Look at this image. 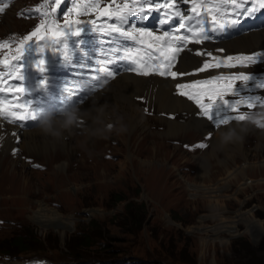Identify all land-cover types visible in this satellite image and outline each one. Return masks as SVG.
Instances as JSON below:
<instances>
[{"label":"rangeland","instance_id":"374dc122","mask_svg":"<svg viewBox=\"0 0 264 264\" xmlns=\"http://www.w3.org/2000/svg\"><path fill=\"white\" fill-rule=\"evenodd\" d=\"M42 1L27 0L33 12L40 9L37 13L43 12ZM48 4L50 11L54 0H48ZM10 7L3 13L2 21L0 19V34L14 30L26 20L25 16H13ZM262 29L264 27L251 32ZM205 61L215 62L209 58ZM205 61L196 68L201 67ZM196 68L179 70L190 73L180 83L188 78L200 77L203 72H196ZM0 69H4L2 64ZM108 83L110 80L101 84L105 87ZM174 88L170 92L177 96L176 87ZM100 93L105 95L103 91ZM85 96L89 98L92 94L86 92L83 97L76 98L77 101H82L78 105L86 101ZM133 98L142 110L143 97L134 95ZM147 108L149 114L145 115L153 121L148 125L149 130H145L148 132L144 131L142 135L137 131L128 134L121 122H112L113 130L107 132L106 136L100 135L99 153L95 154L92 144L86 137H82L84 141L77 143L81 147L72 150L73 159L68 162L65 160L66 153H62L58 147L36 151L18 145L21 131L37 126L24 127L16 134L19 139L15 140L12 147L18 153L16 156L11 155L15 162L0 152V240L7 237L4 230L10 229L16 235L27 227L34 230L37 239L44 245L31 252L12 251L13 258L39 255L62 262L61 259L70 256L65 253L66 242H71L72 237L83 229L98 244L108 243V248H111L105 249L104 253L116 252L117 256L129 260L139 258L148 263L158 261L160 264H178V260L189 264H237L262 260L264 166L257 170L249 169L243 178L235 173L224 172L219 162L226 160L230 164L234 161L242 166L247 162H264V142L255 136V132L262 130L256 131L252 126L254 130L249 135H243L242 141L238 142L241 150L248 155L247 161L240 157L244 153L228 157L229 149L214 148L217 141V131L214 130L208 129L203 135L180 130L178 134L163 136L161 132L168 128L164 124V120L169 119L168 112L159 110L156 105ZM182 116H185L183 112L178 115L179 120H182ZM82 120L80 117L79 122ZM103 125L105 123H101L100 127ZM76 134L83 135L80 129ZM209 135L211 139H208L205 149H200L195 144L184 147L181 145L182 142L203 140ZM102 141H107V144ZM231 147L233 148V144ZM154 150L158 152L157 156L153 154L156 157L152 158L154 162L141 164L142 159H148L152 156L148 154ZM104 152L109 153L110 158L104 157ZM59 153L61 159L66 161L63 172L54 166ZM22 155L30 156L44 168H31ZM129 156L130 162L126 158ZM149 161L151 162V158ZM207 163L208 169L204 170ZM72 164L74 168H71ZM141 165L146 166L142 169ZM206 178L212 183L207 182ZM245 185L248 186L244 187ZM211 187L217 190L211 192ZM118 197L122 200H116ZM208 198L213 202L217 200L216 206ZM127 200L136 203L141 201L145 208L143 222L134 233L127 231L128 220L124 212L128 211L123 204ZM88 221H96L92 222L96 227H86L84 224ZM247 223H259L261 226L247 232ZM220 227H223V231L218 229ZM95 250L68 251L79 258L81 255L86 256L87 259ZM168 250L173 254H167Z\"/></svg>","mask_w":264,"mask_h":264},{"label":"snow or ice","instance_id":"6c2138e0","mask_svg":"<svg viewBox=\"0 0 264 264\" xmlns=\"http://www.w3.org/2000/svg\"><path fill=\"white\" fill-rule=\"evenodd\" d=\"M47 3L48 0H45V5ZM61 3L62 0H54L50 11L45 10L41 13L44 18L32 32L19 40L16 55L9 57V54L5 53L4 58L0 59V64L4 66V69H0V117L9 123L33 122L31 126H37L41 110L51 111L56 115L62 114L75 104L82 102L78 100L72 103L73 97H78L81 92H90L102 79L107 82L106 78H112L117 61H130V64L123 65V67L127 71L145 76L149 73H156L175 80L177 77L190 75V73L173 70L179 54L189 43L201 44L206 40H211L213 39L212 33L225 32L231 27L240 25L241 17L255 18V14L264 10V0H182L183 4L190 5V8L183 11L177 5L176 0H165L163 9L166 12V18L160 21L161 27L173 18L177 19V26H174L171 31L164 30L161 34H157L155 31H148L130 24L128 20L132 14L145 12V6H148L147 11H152L153 5L159 9L161 5L157 3V0H130V2L125 0L123 3L111 0L110 4L103 7L100 5V0H79V2L73 0V6L68 10V15H65L63 24L59 23L54 15L57 12V6ZM3 11L4 8H0V12ZM36 11L40 12V9ZM93 11L98 12L99 17H105L111 22L97 26L95 20L82 21L71 18L72 14L79 17L82 13L87 14ZM89 24L93 26L91 29L93 33L118 34L108 43L124 38L135 42L140 47L120 45L122 51L113 48L109 52H103V58H97L95 61L92 59L96 55L95 49L84 51L82 56L77 54L75 58L70 57V45L71 50L75 52L77 44V41L71 38L82 37L83 33L89 31ZM80 43H83L82 39ZM8 44V41H0V47H8ZM45 49H50V54L58 62L60 56H63L66 64L75 63L81 69H88V72H82L80 77L73 81L72 87L67 86L68 81L62 82L65 87L59 88L58 97L61 106L55 111L38 106V102L31 99L33 92L48 91L51 81L50 76L47 75L46 64L49 61L45 57L36 60L35 67L40 75H37L34 80L28 79L26 66L23 64L28 51L43 53ZM217 51L222 52L224 49H217ZM204 54L200 51L196 52L197 56ZM206 55L213 60L219 59L213 57L211 52ZM262 57H264V52L260 51L247 55H228L223 58V63L227 67L243 63L254 64ZM15 62H20V65L17 67ZM219 67H221L220 63L205 61L195 71L204 72L206 69ZM89 72L91 75L88 74ZM13 80L16 82L10 83ZM236 81L244 83L238 88ZM249 81H252L256 88H264V77L258 78L245 73L213 76L210 80H195L192 83H176L175 87L178 95L186 96L188 100L195 102L199 108V115L219 127L228 125L230 121H245L247 114L239 112L241 105H246L249 109L257 104L264 106V97L241 95L242 91L249 89ZM4 94H10V98ZM229 95L238 98H226ZM86 98L85 96L84 99ZM21 100L23 103L20 102ZM230 112L238 114L232 115ZM21 126L28 125L22 124ZM208 139H211V135ZM196 147L205 149L207 144L200 142Z\"/></svg>","mask_w":264,"mask_h":264},{"label":"bare ground","instance_id":"6f19581e","mask_svg":"<svg viewBox=\"0 0 264 264\" xmlns=\"http://www.w3.org/2000/svg\"><path fill=\"white\" fill-rule=\"evenodd\" d=\"M5 15L6 13L4 14V16ZM1 21H2V18H1ZM109 41H112V40H109ZM106 43L107 42H104V40H100L99 47H97L96 49V55L103 57L102 56L103 52H109L111 49L115 48V47H110L109 49H107L105 46ZM95 45H97V42H95ZM219 45L226 47V50H229V51H237V50L250 51L251 49L262 47L264 46V29L260 31H255L253 33L251 32L249 34L247 33L241 34L240 36L231 38L227 41L220 43ZM206 58H207L206 56L200 57V55L197 56L196 53L193 54L191 52V54H189L188 52L183 51L179 59L180 64L178 63L175 71H178V69L179 70H186V69L189 70V68L191 69L196 68L200 63L205 61ZM129 73L130 72H122L118 74L120 76L116 75L114 78L110 80V83H108L105 87L103 86L104 87V88L102 87L103 89L101 88L102 90L99 89L91 97L87 98L86 101L79 104L77 107L80 109V117L83 120L82 122H79L80 125L73 127L71 131H64L61 136L53 137V136H48V135L43 134L42 132H40L38 127L31 128V129H23L20 133L22 136L18 142V145L19 146L24 145L26 148H30L31 150H36V151H39V149L53 150L54 148L58 147L59 150H62V153L64 154L66 153L65 160L68 162L73 159L72 150L74 149L76 150L77 148L81 147V144L77 145V143L84 141L82 137H86L87 140L92 144L93 152L95 154L99 153L100 147H101V144H99L101 142V137L100 135H93L91 134V132L95 128L100 127L101 123H106V122L116 123L118 121V122H121V124L126 128V131L128 132V134H131L132 132L137 131V132H141V135H142V133L145 130H147L146 129L147 120L144 119L143 114L141 113L140 107L138 106L139 104L135 102V99L133 98L134 95H141L143 97L144 103H142V105L143 104L147 106L156 105L159 108V110H162L164 112H176V115H174L173 118L164 120V124L168 128L166 131L161 132L163 136H171V135L178 134L180 130H185V132L193 131V132L202 134L203 132L209 129L211 131L212 130L217 131L215 133V136L217 137V134L219 131H224L229 127H237L238 125H242L245 123L244 121H237V122L230 121L229 122L230 125L228 126L223 125V126L217 127L216 129H211L209 124L206 122V120H204V118H202L199 115V113L193 108V106L191 105L189 101H186L185 99L181 97H178V95L176 96V94L174 93L171 94L170 90L171 91L175 90L174 88L175 83L177 82V80L181 79L182 76L177 77L174 80L171 77L161 78V77H158L156 74L154 75L150 74L147 76L145 75L136 76L134 74H129ZM102 91L105 92L104 93L105 95H101L100 92ZM182 112L185 113V116H182L184 119L182 118V120H179L180 119L179 117L181 116L178 117V115H181ZM81 125L83 127L81 128L78 127ZM155 125H157V123H155ZM151 126H154V125H151ZM79 129H80V132H82L83 134L82 136L76 134V132ZM253 130L254 129H252V126L251 127L249 126V130L244 135H249ZM145 132H148V131H145ZM104 134L106 136L107 132ZM255 136L257 139L261 140L262 143L264 142V130L255 132ZM97 137H100V138H97ZM5 142L7 146L11 145V138L9 136H6ZM216 143L214 145V148H217ZM262 143L260 142V144ZM260 144H258L259 147H261ZM226 149H229L228 157L235 156L237 154L241 155L244 153L241 150L240 145L238 143L233 144V148L231 147V144H230L227 147L223 148L222 150H226ZM129 150L131 151L130 148ZM255 153L257 154L258 151H255ZM153 154L154 156H157L158 155L157 150H154V152H152L151 154H148L152 156L148 157V159L143 158L142 159L143 161L141 160L142 162L140 163L141 164L152 163L153 161L152 158L154 157ZM60 155L61 154L59 153L58 156L55 158L56 165L54 163V166L57 168L58 171L62 170L63 172V168L65 165L64 162L66 161H63ZM240 157H242L244 160L245 159L247 161L249 160L248 155L246 153H244V155ZM126 158L128 159L129 162L131 161L130 156ZM150 158H151V162L149 161ZM219 162L224 172H227L228 174L235 173L239 176H242L243 178H245V174H248L249 169L257 170L261 166L262 167L264 166V162H259V163L258 162H255V163L247 162L246 165H243V166L240 163H236L234 161L230 164L226 160H220ZM208 163L207 165L206 164L204 165L203 167L204 170L205 168L208 169L207 168ZM141 166L140 168L144 169L146 165H143L142 167ZM253 166L256 168L254 169ZM72 167L74 168L73 164L71 168ZM148 174L150 175V171H148ZM206 180L207 182H209V179L206 178ZM209 183H212V182H209ZM147 185L149 184L147 183ZM246 186L248 185H245L244 187ZM213 187H211L212 189L211 192L213 191L215 192L217 190V189H214ZM210 199L211 198H208L209 201H212V203H214L213 206H216L217 200L213 202V200L212 199L210 200ZM247 224H248L247 232L255 230L256 228L261 226L259 223L258 224L247 223ZM222 228L223 227H220L218 229L220 231H223Z\"/></svg>","mask_w":264,"mask_h":264},{"label":"trees","instance_id":"16d2710c","mask_svg":"<svg viewBox=\"0 0 264 264\" xmlns=\"http://www.w3.org/2000/svg\"><path fill=\"white\" fill-rule=\"evenodd\" d=\"M116 200H122L118 197ZM125 210L128 212H124L125 218L128 220L126 223L128 225L129 232L134 233L136 229H139L141 226L144 216H145V208L143 202H134L131 200H127L124 203ZM92 222L96 221H88L84 225L86 227H96L95 225H92ZM92 225V226H91ZM83 227V226H82ZM25 231V232H24ZM1 232V231H0ZM6 232L7 237H4L0 240V255H2L3 258L5 257H13L12 251H24V252H31L33 249L39 250L40 245H44L41 243V240L37 239V236L35 235L34 230L27 228L24 229L21 233L13 235L10 231V229L4 230ZM38 240V241H37ZM67 245L65 247L67 248V251H65L66 254L70 255L67 258L61 259L62 262L53 261L54 263L50 264H160L158 261H150L148 263L147 261H143L139 258H136L135 260H129L123 256H117L116 252L108 251L104 253L105 249L108 248V243H100L96 242L95 240L90 239V234L86 231H79V233H76L74 237H72L71 242H66ZM161 245V244H160ZM96 247V248H95ZM96 249L94 253L91 254L90 257L86 259V256L81 255L79 258L77 255H73L68 250L71 249L73 251L77 250H84V249ZM82 253V252H81ZM167 254H173L171 251H166ZM85 255V254H84ZM75 256V257H74ZM57 260V258H55ZM184 259V258H182ZM187 260V257H185ZM57 262V263H55ZM33 262H26L25 264H32ZM178 264H189V262H182L177 261ZM237 264H264V254L261 261H251V262H237Z\"/></svg>","mask_w":264,"mask_h":264},{"label":"clouds","instance_id":"9594fccd","mask_svg":"<svg viewBox=\"0 0 264 264\" xmlns=\"http://www.w3.org/2000/svg\"><path fill=\"white\" fill-rule=\"evenodd\" d=\"M80 109L77 106H72L60 115H54L51 111L41 110L38 117L37 127L45 135L59 137L64 131L71 129L79 124ZM249 126H254L264 130V110L260 112H250L247 114V119L242 125L237 127H229L224 131H219L217 134L216 147L223 149L230 144H235L243 139V135L249 130ZM114 125L108 123L102 127L92 130L93 135H103L106 132L112 131ZM104 157L110 158V154L104 152ZM108 154V156H105ZM90 157V156H89Z\"/></svg>","mask_w":264,"mask_h":264}]
</instances>
